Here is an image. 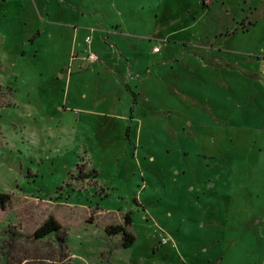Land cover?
Instances as JSON below:
<instances>
[{"label": "rangeland", "instance_id": "rangeland-1", "mask_svg": "<svg viewBox=\"0 0 264 264\" xmlns=\"http://www.w3.org/2000/svg\"><path fill=\"white\" fill-rule=\"evenodd\" d=\"M0 192V264H264V0H0Z\"/></svg>", "mask_w": 264, "mask_h": 264}, {"label": "trees", "instance_id": "trees-1", "mask_svg": "<svg viewBox=\"0 0 264 264\" xmlns=\"http://www.w3.org/2000/svg\"><path fill=\"white\" fill-rule=\"evenodd\" d=\"M11 201V196L8 193L0 192V209H4ZM130 224V218L125 216L123 224L108 225L105 227L107 235L120 234V245L124 248L129 247L133 241L134 236L128 231L127 226ZM61 226L58 221L52 216H48L33 232L35 239H40L53 233H57Z\"/></svg>", "mask_w": 264, "mask_h": 264}, {"label": "built area", "instance_id": "built-area-1", "mask_svg": "<svg viewBox=\"0 0 264 264\" xmlns=\"http://www.w3.org/2000/svg\"><path fill=\"white\" fill-rule=\"evenodd\" d=\"M90 42H91L90 36H86L84 40L85 46H88ZM154 50H157V48H155ZM85 58L89 63H94L98 60V56L90 50H87Z\"/></svg>", "mask_w": 264, "mask_h": 264}, {"label": "crops", "instance_id": "crops-1", "mask_svg": "<svg viewBox=\"0 0 264 264\" xmlns=\"http://www.w3.org/2000/svg\"><path fill=\"white\" fill-rule=\"evenodd\" d=\"M83 14V13H82ZM101 14H102V11H101ZM98 15H95V17L94 18H96ZM93 16H91V18H92ZM101 17H103L102 15H101ZM102 32H103V30H101ZM106 35H107V32L105 33ZM105 35V36H106ZM155 49V48H154ZM79 60V59H78ZM75 67V70L74 71H78V70H80V65L79 64H77L76 66H74ZM88 68V67H87ZM82 69V68H81ZM128 84V83H127ZM129 85H127V87H128ZM127 90L129 91V92H131L132 94L134 93L131 89H129V88H127Z\"/></svg>", "mask_w": 264, "mask_h": 264}]
</instances>
